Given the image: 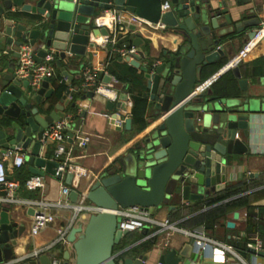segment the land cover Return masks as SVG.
Returning a JSON list of instances; mask_svg holds the SVG:
<instances>
[{"label":"water","instance_id":"1","mask_svg":"<svg viewBox=\"0 0 264 264\" xmlns=\"http://www.w3.org/2000/svg\"><path fill=\"white\" fill-rule=\"evenodd\" d=\"M201 1L202 5L198 0H0V61L5 56L2 49L6 48H13L18 59V50L24 43L31 45L37 63L50 50L61 60L67 54L85 57L87 48L94 46L91 38L108 36L105 28H97L94 23L107 10L129 12L153 25L161 23L183 37L177 51L161 64L150 61L142 65L140 51L120 59L142 73L146 81L142 96L153 109L151 123H157L138 145L125 152L116 165L84 191L83 203L101 211L90 213L84 226L72 227L68 232L66 241L71 245L74 264H188L193 240L180 252L164 249L155 262H149L144 255L129 256L127 249L114 254V247L128 234L120 228V218L115 212L132 206L146 213L173 211L176 197L183 202L203 200L225 188L233 154L247 152L242 138L250 137L257 104L247 99L240 103L217 97L210 89L196 92L210 66L227 63L231 44L228 35L231 18L225 17L216 3ZM237 1L238 5L253 2ZM164 4L168 5L166 10H162ZM256 8L250 5L244 19L235 25L237 31L243 27L248 39L254 36L260 23ZM129 39L134 46L141 40L138 34ZM16 66L10 64L4 74L0 73V127L10 133V139L6 140L0 129V153L21 149L27 154L33 175L48 174L61 179L56 171L65 156L58 161L46 159L40 150L44 131L65 115L70 93L66 90L54 105L50 102L54 90H48L49 79L33 88L31 77L16 78ZM55 66L64 77L69 76L58 60ZM229 71L237 79L239 90L247 95V81L240 78L238 67L222 73ZM109 80L110 76L104 77V81ZM88 95L92 97L93 93L90 91ZM120 96L127 98L126 94ZM112 105L107 103L109 108ZM127 111L130 114L131 107ZM83 117L84 112L80 115ZM81 119L75 122V130H79ZM131 124V118H126L125 129L130 130ZM72 137L68 133V142H72ZM65 179L70 185L72 175L67 173ZM81 191L79 182L77 190L69 194L72 204L77 203ZM6 195L5 188L0 186V196L5 200ZM28 214H35L34 209L30 208ZM238 217L239 213L234 212L233 219ZM227 226L232 228L233 223ZM22 228L10 219L8 207L2 206L0 264H15L13 248ZM64 257V264H68L69 252ZM39 261L51 264L48 255H41Z\"/></svg>","mask_w":264,"mask_h":264},{"label":"crops","instance_id":"2","mask_svg":"<svg viewBox=\"0 0 264 264\" xmlns=\"http://www.w3.org/2000/svg\"><path fill=\"white\" fill-rule=\"evenodd\" d=\"M198 1L201 2V5L203 4L201 0ZM207 1L216 3L224 16L231 18L228 25L230 28L228 35L231 40L227 60L229 61L248 39L243 27L242 30L240 28L237 31L235 25L244 19L250 5L257 7V15L261 21L264 18V0H252L253 2L249 5H238L237 0ZM12 10L15 11L14 8ZM120 15L122 19L121 25H119L120 29L117 28L115 32L106 29L108 31L107 38L113 37L112 43L102 47L106 37L91 38L94 46L87 48L85 57L67 54V58L64 60L55 58V61L58 60L69 75L68 77L61 76L70 93L69 95L72 97L65 113L75 114L73 126L69 132L73 135L72 142L66 140L64 143V148L67 149V164L81 167L88 172L84 179L79 180L82 186L81 193H84L103 172L116 165L125 152L138 145L157 123H151L153 109L149 104L146 113L147 126L143 130L137 131L131 124L130 130L125 129V119L131 118L130 114L127 113L128 107H131V96L127 90V84L116 81L107 72L110 80L104 81L106 75H102L101 91L98 93L91 91L93 96L90 97L88 95L90 90H85L81 86L82 70L85 67L105 62H108L107 69L108 67L114 68L113 57L110 59L111 49L123 44L143 53V57L140 59L142 65L150 61L158 65L167 61V56L173 55L183 41L181 35L166 28L161 23L153 25L146 21H139L129 12H120ZM131 26L135 27L134 31L130 30ZM136 34L141 40L136 42L137 46H134L129 37H135ZM2 50H5V56L0 61V73L4 74L10 64L16 66L18 59L14 57L15 50L13 48ZM49 52L55 54L53 50ZM120 59L118 60L120 61ZM121 63L127 62L121 61ZM127 64L131 66L129 63ZM223 66L217 64L210 66L203 74L202 83L215 77L208 88L212 90L213 95L234 99V102L240 103L247 99L249 103L254 102L258 107L250 137L248 139L242 138V146L247 148V152L233 154L231 166L227 168L225 185L247 181L257 186L264 182V39L248 58L237 66L240 78L247 81V95L239 90L237 79L232 72L219 73ZM56 68L62 74L60 69ZM138 73H140L139 70ZM143 80L144 86H146V81ZM52 88L49 82L48 90ZM122 94H126L127 98L123 99L122 97L121 99L120 95ZM74 95H76L75 99ZM51 99L50 102L52 103ZM58 102L57 100L52 104L55 105ZM108 102L113 104L110 108L107 107ZM71 104L74 106L75 112L70 109ZM83 112L84 117L81 119L80 115ZM79 119H81L79 130H75V122ZM0 129L5 132L6 140H9V131L4 127H0ZM55 147L56 145L52 143L43 144L40 155L46 159L54 160ZM2 156L3 154L0 153V158ZM30 166L26 160L24 165L17 170L6 165V173L18 183V187L12 193L7 194L5 200L0 196V208L2 206L8 207L10 219L16 222L19 227H23L21 236L17 239V246L13 248V262L15 264H41L39 257L48 255L51 264H64L66 262L64 255L69 252L68 264H74L73 251L70 250L71 245L67 241L64 243L56 241L62 233H65L66 240V236L72 227L84 226L89 213L80 212L76 214V210L72 206L74 204L71 203L69 196L61 195L62 186H69L66 183L65 175L58 179L45 174L43 176L44 187L34 191L26 189L23 181L33 175L29 170ZM251 191H254L251 205L256 209L264 207V185L257 186ZM213 194L211 193L209 196ZM194 202H183L179 197H176L172 203L175 206L173 211H177L179 207L194 204ZM64 203L69 205H64ZM44 206L47 208L45 209ZM30 208L34 209L35 214H28ZM41 212L53 215L54 222L42 229L37 235H31L30 230L34 216ZM171 212L167 209H161L158 212L151 210L148 217L155 224H146L144 229L139 230L140 232L147 230L150 231L149 233L152 232L142 239L144 241L153 238L152 246L145 253L139 254L146 256L149 262H155L164 249H175L180 252L184 245L192 240L183 232L185 230L203 234L204 237L211 240V242H206L203 248L193 244L190 259H187L188 264H264V255L259 254L264 253V244L261 249L255 252H252L253 249L247 246L254 243L256 239H260V236L257 233H248L245 209L235 211L239 213L237 220L233 219L234 212H232L209 230L203 226L194 230L183 229L178 224L179 221H172ZM164 219L173 228L161 227L160 224L164 223ZM229 222L233 223L232 228L227 226ZM236 244H242L245 248L238 249L235 247ZM49 246L50 248H48ZM223 247L229 250L222 251Z\"/></svg>","mask_w":264,"mask_h":264},{"label":"built area","instance_id":"3","mask_svg":"<svg viewBox=\"0 0 264 264\" xmlns=\"http://www.w3.org/2000/svg\"><path fill=\"white\" fill-rule=\"evenodd\" d=\"M168 8L167 4L162 5V10H166ZM135 16V15H134ZM136 17V16H135ZM139 21L144 20L136 17ZM122 22L120 12L114 10H107L101 12L95 20L94 23L97 28H105L110 31L115 32L117 28L120 29ZM106 38L103 41L102 47L108 45V43L113 42V37ZM264 39V18L260 21L259 25L254 29V36L250 39H247L243 44L241 49L235 54L227 63L221 68L219 73L224 71H228L234 67H237L241 62L246 60L248 56L259 46V44ZM137 53L136 49L128 46L127 44H123L119 47H114L111 49L110 59L114 56H118L121 59H125L126 57H131ZM19 58L18 64L15 68L14 74L17 79L23 80L28 77H31L30 85L33 88H38L41 82L44 79H50L54 76L55 69L53 63L55 61V54L53 52H48L40 63H37L35 60V53L32 50V47L29 43H24L18 50ZM107 65L108 62L98 63L94 66L85 67L82 70L81 74V86L85 90H90L95 93L101 91V77L102 75H107ZM215 77H212L207 82L202 83L196 92L207 90L214 80ZM68 100H72V97L69 95ZM75 119V114L65 113V115L54 122V124L49 127L43 133L42 144L52 143L55 144L54 150V160L62 157L64 160L61 162V165L56 171V175H61V178L67 173L72 175V182L69 186H62L61 195L68 197L71 191L77 190L78 182L82 177H85L88 172L81 167L67 164V152L65 153L64 143L68 138V133L71 131L73 122ZM26 160V153L21 149H16L14 151H7L0 158V186L5 188L7 194L12 193L17 189L18 183L14 180H8V174L6 173V165L14 170L20 169ZM24 187L28 190H37L39 188L44 187V178L40 175H32L24 182ZM84 193L79 195L78 201L76 204L72 205L76 214L80 212L87 213H96L101 211L100 208L83 203L84 201ZM64 205H69L68 203H64ZM46 209L47 206H44ZM116 215L120 218V228L122 230H126L128 232L141 230L146 227V224H155V222L148 217V213L141 210L138 206L128 207L126 209H118ZM54 222V216L49 213H37L34 216L33 225L31 227V235H37L42 229L46 228L49 224ZM161 227L164 228H173L172 225H169L167 221L160 224ZM189 237L192 238L194 245L200 248H203L206 242H211L203 234H199L192 231H183ZM65 233L60 235V238L56 242L64 243ZM55 243V242H54ZM250 249L257 251L263 247V242L261 239H256L254 243L247 245ZM50 248V246L48 247ZM47 248V249H48ZM229 250L226 247H223L222 251ZM13 262V261H12ZM9 264V263H5Z\"/></svg>","mask_w":264,"mask_h":264},{"label":"trees","instance_id":"4","mask_svg":"<svg viewBox=\"0 0 264 264\" xmlns=\"http://www.w3.org/2000/svg\"><path fill=\"white\" fill-rule=\"evenodd\" d=\"M119 58L118 56L112 58L114 68L108 67L107 72L116 81L127 84V90L131 96L130 117L132 125L137 131H141L148 124L146 120L148 100L142 96V93L145 91L143 75L127 63H121L118 60ZM53 66L56 73L55 76L49 79L54 90L51 97L52 103L57 100L59 101L67 90V86L61 78L62 74L57 70L54 63ZM76 95H74V99ZM73 108L74 106L71 104L70 109L73 110ZM262 185H264V182H261L257 186ZM257 186L247 181L225 185L223 190L206 197V199L195 201L194 204L182 208L179 207L177 211H172L171 219L172 221H179L180 227L186 230H194L199 226H203L209 230L218 225L220 220L224 219L228 214L245 209L247 212L246 224L248 233H257L264 244V207L256 209L251 205L254 195V191L251 190ZM148 233V230L143 232H128L121 239L120 243L114 247V254L128 247L129 249H127L126 254L129 256L135 257L136 255L145 253L150 249L154 240L152 238L142 241ZM235 247L238 249L245 248L242 244H236Z\"/></svg>","mask_w":264,"mask_h":264},{"label":"rangeland","instance_id":"5","mask_svg":"<svg viewBox=\"0 0 264 264\" xmlns=\"http://www.w3.org/2000/svg\"><path fill=\"white\" fill-rule=\"evenodd\" d=\"M136 231H139V230H136ZM133 232V231H132ZM150 232V231H149ZM150 234H152V232L151 233H149V234H147V236H149Z\"/></svg>","mask_w":264,"mask_h":264}]
</instances>
